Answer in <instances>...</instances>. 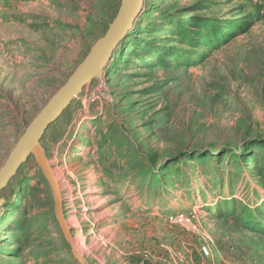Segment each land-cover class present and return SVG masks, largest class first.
<instances>
[{"label": "rangeland", "instance_id": "obj_1", "mask_svg": "<svg viewBox=\"0 0 264 264\" xmlns=\"http://www.w3.org/2000/svg\"><path fill=\"white\" fill-rule=\"evenodd\" d=\"M120 4L0 0V169ZM39 144L83 264H264V0H142ZM0 199V264H82L33 156Z\"/></svg>", "mask_w": 264, "mask_h": 264}, {"label": "water", "instance_id": "obj_2", "mask_svg": "<svg viewBox=\"0 0 264 264\" xmlns=\"http://www.w3.org/2000/svg\"><path fill=\"white\" fill-rule=\"evenodd\" d=\"M142 11V0H121L114 20L109 24L105 35L91 48L85 59L79 64L66 84L50 99L35 119L27 127L17 142L5 165L0 169V193L10 179L26 160L33 156L40 166L50 187L54 200V215L61 231L71 246L73 255L83 264L81 257L72 247V237L65 222L61 194L54 174L40 148L39 141L47 128L60 117L74 97L78 96L85 85L93 79L101 80L102 70L109 61L114 50L131 30L136 17ZM3 200L0 199V207Z\"/></svg>", "mask_w": 264, "mask_h": 264}, {"label": "built area", "instance_id": "obj_3", "mask_svg": "<svg viewBox=\"0 0 264 264\" xmlns=\"http://www.w3.org/2000/svg\"><path fill=\"white\" fill-rule=\"evenodd\" d=\"M202 254L204 255V256H208L209 255V253H208V251L206 250V248H202Z\"/></svg>", "mask_w": 264, "mask_h": 264}]
</instances>
